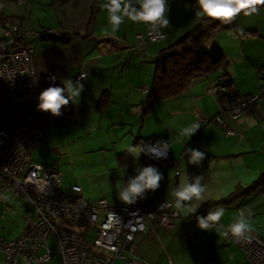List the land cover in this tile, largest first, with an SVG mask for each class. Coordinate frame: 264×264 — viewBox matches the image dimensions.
Instances as JSON below:
<instances>
[{"label":"crops","instance_id":"obj_1","mask_svg":"<svg viewBox=\"0 0 264 264\" xmlns=\"http://www.w3.org/2000/svg\"><path fill=\"white\" fill-rule=\"evenodd\" d=\"M82 1L86 2V7H81L74 16L72 12L63 13L67 0H45L42 3L44 24L40 19L34 23L36 15L32 12V1L29 6L27 0L18 1L28 8L30 15H23V12L7 15L1 2L0 14L6 21H16L25 31L34 33L27 36V43L34 48L38 84L43 83V76L49 70L59 72L60 86H63V79L76 81L79 74L87 73L86 79L80 81L85 87L79 102H70L62 108L61 116L52 115L51 126L37 146L48 143L53 148L58 144L53 134L62 126V121L76 122L78 135L75 140L82 146L81 152L88 156L91 153L93 164L103 165L99 174L104 172L101 180L110 186L95 194L87 184L79 183L83 195L91 200L106 198L111 203H124L119 199V190L137 174L138 168L144 166L157 167L164 179L156 191H148L145 198L137 199L140 206H156L165 200L175 202L173 192L183 176L186 173L189 177L202 175V184L210 198L195 214H189L182 207L181 215L171 228L150 227L140 233L136 251L130 258L142 260L144 264H246L244 249L235 242H228L225 231L238 219L236 209L245 213L257 210L252 204L255 200L240 197L229 202L222 200L237 188L250 186L264 172V101L233 118L228 112H220L219 96L209 87L224 80L230 81L242 95L258 91L262 79L259 68L264 64V7L258 8L257 13L240 14L236 29H221L215 33L208 44H221L227 59L222 67L209 73L206 81L191 82L177 95L149 103L147 95L153 84L157 57L199 23L197 7L190 4V0H174L173 3L168 0L170 24L161 28L166 37L142 43L138 34L153 30L150 25L126 20L118 32L112 33L104 7L107 0H98L97 7L91 0ZM46 4L53 8L52 13L45 9ZM133 4L139 7L136 0ZM45 13L50 20H45ZM95 18L100 27L93 26ZM41 31L62 36L57 40L67 38L68 41L43 39L38 33ZM225 74H229L228 77ZM217 117L223 122L217 121ZM193 123H199V130L190 138H181V130ZM227 128L234 133L226 134ZM83 131L90 137L87 143L83 140L86 138ZM159 140L168 142V155L172 159L169 166L152 165L146 159L147 154L141 153L136 159L128 151L131 146ZM188 148L205 153L199 165L188 162ZM122 153L131 156V160L122 163ZM0 192L20 195L1 185ZM218 207L225 210L220 223L211 231L200 229L197 216H206L209 210ZM25 230L15 238L22 236ZM51 241L55 244L54 239ZM55 254L52 262L30 263L22 259L18 264H63L59 253L55 251L53 256ZM6 260L7 254L0 251V264H6ZM114 264L130 262L129 259H116Z\"/></svg>","mask_w":264,"mask_h":264},{"label":"built area","instance_id":"obj_2","mask_svg":"<svg viewBox=\"0 0 264 264\" xmlns=\"http://www.w3.org/2000/svg\"><path fill=\"white\" fill-rule=\"evenodd\" d=\"M30 34L19 23L6 21L0 14V103L11 108L8 119L0 120V185L24 196L30 206L22 236L9 239L0 235V251L7 254L6 264H18L22 259L45 263L52 260L55 251L63 264H114L116 259L144 264L130 258L136 251L137 236L150 227L171 228L182 207L167 200L156 206H140L136 202L116 204L106 198L91 200L83 195L80 184L66 191L60 171L32 160V150L52 123L51 113L37 109L38 97L52 83L51 75L56 76L55 84L59 85L60 74L49 70L43 83H37L34 48L27 43ZM165 37L162 29L138 34L142 43ZM259 69L260 92L243 94L236 102L224 106L233 118L264 101V64ZM81 74L87 76L86 72ZM209 90L219 94L228 91V87L224 82H215ZM30 100L32 105L28 108L26 103ZM217 121L223 122L221 117ZM225 132L234 133L228 128ZM146 159L152 165L172 163L168 153L166 159H154L148 154ZM227 241L244 249L246 264H264V238L256 232L251 230L246 239L239 241L229 233Z\"/></svg>","mask_w":264,"mask_h":264},{"label":"clouds","instance_id":"obj_3","mask_svg":"<svg viewBox=\"0 0 264 264\" xmlns=\"http://www.w3.org/2000/svg\"><path fill=\"white\" fill-rule=\"evenodd\" d=\"M136 2L139 7L133 4V0H107L104 7L108 13L112 33L118 32L126 20L148 24L155 30L169 26L168 0H136ZM198 3L205 16L230 22L241 10L247 9L246 14L257 13V6L264 5V0H198ZM49 79L52 83L40 92L37 109L49 112L53 116H61L62 108L70 102L73 104L79 102L80 94L85 87L80 81L86 77L81 74L76 81L63 79V86L55 84V75H51ZM199 128V123H193L181 130L180 137L190 138ZM168 150V142L163 140L156 141L154 144L131 146L128 149L136 159L141 153L148 154L154 159H166ZM186 153L189 154L188 162L192 164L199 165L205 158V153L195 148L186 149ZM136 171L137 174L129 178L118 193L119 199L126 204H133L137 199L145 198L148 191H156L164 179L163 173L155 166H144ZM202 180V175L189 177L186 173L173 192L177 205L186 208L189 214H195L200 205L210 198ZM224 213L225 210L218 207L215 210H209L206 216H197L198 227L206 231L214 230ZM250 215V212L246 215L244 211H241L238 219L226 229L225 235L231 233V236L238 241L246 239L247 234L252 230L249 223Z\"/></svg>","mask_w":264,"mask_h":264},{"label":"rangeland","instance_id":"obj_4","mask_svg":"<svg viewBox=\"0 0 264 264\" xmlns=\"http://www.w3.org/2000/svg\"><path fill=\"white\" fill-rule=\"evenodd\" d=\"M31 1L34 5L32 10L33 15H36L34 18L36 21H34V23H38V20L40 19L44 24V8L42 3H44L45 0H27L26 5L29 6ZM171 1L172 3L174 2V0ZM1 2L3 3L2 9L5 10L7 15L19 14L20 12H23V15H30L27 10L28 8H24L25 5L18 3V0H2ZM94 2L95 7H97V5H99L98 0H91V3ZM188 2L190 4L194 3L192 0ZM196 5L199 6L198 1ZM44 6L49 13L53 12V8L50 5L46 4ZM81 7H86V2L82 0H67L64 4L63 13L72 12V14L76 16ZM94 13L97 15V11ZM193 13L195 14L194 11ZM46 14L47 13H45V16H47ZM96 18L94 19L93 26L100 27ZM97 19L99 20V18ZM45 20H50V18L47 16ZM257 90L258 91L254 92L255 94L260 92V88L258 87ZM31 105L32 100L26 103V107L28 108ZM10 110L11 108L9 105L0 103L1 121L4 122L8 119ZM62 122V126L58 127L55 134H53V137L58 138L56 141L58 144L54 145L53 148H51L52 145L48 143H45L43 147L37 146L32 150V152H34L32 153L31 158L34 161L44 164L46 167L58 169L63 174V189L66 191H69L75 183L79 184L81 182L87 184L88 187L93 189L95 194L103 192L104 189H110L109 184H105V182L101 180V177L104 176V172L102 175L99 174V172H102L100 171V167L103 165H100V162L93 164V157L90 155L91 153H88V156L81 152L83 150L82 146L78 144V140H75L78 133H76V126L74 125L77 123H66V120ZM82 134H84V131ZM84 136H86V138H83V140L87 143L90 140V137L87 134H84ZM37 150L41 152V155H38ZM96 174L99 176L95 177ZM1 193L2 192H0V203L2 204L0 205V232H3L2 234L7 238L10 237L9 239H13L22 234L28 225L25 215L27 213L26 211H28L29 203L24 196L13 195L9 192ZM258 197L259 200L256 201ZM256 199L254 198L255 201H253V199L248 198V200L253 201L252 204H254L257 209L250 212L254 215L249 216V223L251 224L252 231L257 232V234L264 238V195L257 196ZM9 203L10 206L8 205ZM244 207L246 210L245 205ZM236 212L239 214L241 211L236 209ZM245 214L248 215V212ZM53 258H56V254Z\"/></svg>","mask_w":264,"mask_h":264},{"label":"trees","instance_id":"obj_5","mask_svg":"<svg viewBox=\"0 0 264 264\" xmlns=\"http://www.w3.org/2000/svg\"><path fill=\"white\" fill-rule=\"evenodd\" d=\"M193 1V6L201 10L200 6L196 5L198 0ZM257 7L261 8L264 7V5ZM244 12H247V9L241 10V12L238 13L230 22H224L209 18L199 11V23L185 35L180 37L175 43L164 48L158 55L153 84L147 95L148 102L154 103L159 99L177 95L187 87L188 83L191 82V78L196 74L210 73L222 67L227 59L224 48L217 42H214L213 44H208V42L213 38L218 30L236 29L238 16ZM4 19L6 20V18ZM38 33L43 39L49 38L56 41H68L67 38L57 40L62 36L48 34L45 31ZM227 75L229 74H225L224 76ZM222 82H224V84L228 87V91L226 90L218 94L221 103V113L226 112V110H224V106L227 103L232 104L236 102L242 95L235 90L230 81L225 82L223 80ZM131 158L132 157L126 153L120 154L122 163L130 161ZM262 194H264V172L253 184L248 187L241 186L237 188L222 201L229 202L234 199H238L239 197L243 199H254Z\"/></svg>","mask_w":264,"mask_h":264},{"label":"water","instance_id":"obj_6","mask_svg":"<svg viewBox=\"0 0 264 264\" xmlns=\"http://www.w3.org/2000/svg\"><path fill=\"white\" fill-rule=\"evenodd\" d=\"M208 78H209V73L196 74L191 80V82L192 84H196L202 81H206ZM191 82H189L188 85H190Z\"/></svg>","mask_w":264,"mask_h":264}]
</instances>
